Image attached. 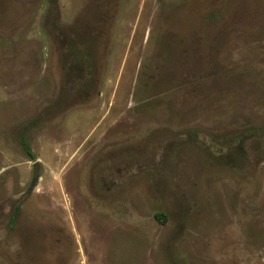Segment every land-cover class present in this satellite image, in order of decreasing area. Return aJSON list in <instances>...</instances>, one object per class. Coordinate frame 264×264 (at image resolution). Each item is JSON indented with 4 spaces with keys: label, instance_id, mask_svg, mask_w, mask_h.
Wrapping results in <instances>:
<instances>
[{
    "label": "rangeland",
    "instance_id": "374dc122",
    "mask_svg": "<svg viewBox=\"0 0 264 264\" xmlns=\"http://www.w3.org/2000/svg\"><path fill=\"white\" fill-rule=\"evenodd\" d=\"M0 264H264V0H0Z\"/></svg>",
    "mask_w": 264,
    "mask_h": 264
},
{
    "label": "trees",
    "instance_id": "16d2710c",
    "mask_svg": "<svg viewBox=\"0 0 264 264\" xmlns=\"http://www.w3.org/2000/svg\"><path fill=\"white\" fill-rule=\"evenodd\" d=\"M79 54L80 53L75 52V51H73V52L70 53V55L72 56L73 61H74V63H75L76 66H78V65L81 66L80 55Z\"/></svg>",
    "mask_w": 264,
    "mask_h": 264
},
{
    "label": "flooded vegetation",
    "instance_id": "af4514ba",
    "mask_svg": "<svg viewBox=\"0 0 264 264\" xmlns=\"http://www.w3.org/2000/svg\"><path fill=\"white\" fill-rule=\"evenodd\" d=\"M15 215H16V211H15V213H14Z\"/></svg>",
    "mask_w": 264,
    "mask_h": 264
}]
</instances>
